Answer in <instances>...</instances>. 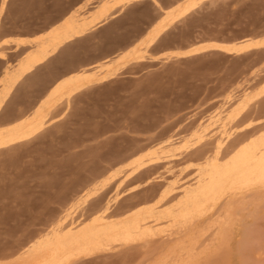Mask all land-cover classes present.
Returning <instances> with one entry per match:
<instances>
[{
    "label": "rangeland",
    "instance_id": "rangeland-1",
    "mask_svg": "<svg viewBox=\"0 0 264 264\" xmlns=\"http://www.w3.org/2000/svg\"><path fill=\"white\" fill-rule=\"evenodd\" d=\"M0 264H264V0H0Z\"/></svg>",
    "mask_w": 264,
    "mask_h": 264
},
{
    "label": "bare ground",
    "instance_id": "bare-ground-1",
    "mask_svg": "<svg viewBox=\"0 0 264 264\" xmlns=\"http://www.w3.org/2000/svg\"><path fill=\"white\" fill-rule=\"evenodd\" d=\"M245 101H246V100H245ZM245 101H244V102H245Z\"/></svg>",
    "mask_w": 264,
    "mask_h": 264
}]
</instances>
